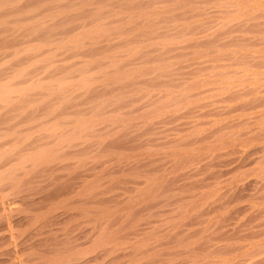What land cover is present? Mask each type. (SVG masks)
<instances>
[{
    "label": "rangeland",
    "instance_id": "obj_1",
    "mask_svg": "<svg viewBox=\"0 0 264 264\" xmlns=\"http://www.w3.org/2000/svg\"><path fill=\"white\" fill-rule=\"evenodd\" d=\"M11 1L0 0V37H6L0 38V85L8 86L0 87V94L14 90L0 99L1 263L43 264V253L65 242L60 249L69 251L85 234L96 241L110 239L105 248H98V241L96 247L85 246L90 264H220L221 253L242 252L230 250L236 237L228 236V224L246 222L247 234L249 224L260 221L254 216L264 208V197L221 198L264 180L259 164L264 156V8L243 12L227 0H189L188 5L185 0ZM155 8L161 10L154 12L157 16L150 13ZM99 26L107 29L99 31V40L90 36L78 43L85 47L71 42L85 27ZM141 45L147 46L135 50ZM37 54L42 55L38 63ZM37 81L44 89L23 93ZM82 125L97 129L80 133ZM64 137L77 138L69 141L74 146L69 151L63 148L68 146ZM39 144L55 150L57 161L38 162L34 152L45 151ZM28 158L31 163H21ZM138 159L143 160L139 165ZM68 185L72 195L63 203ZM49 206H55L53 212ZM43 239L46 243L37 245ZM51 239L62 243L55 246ZM259 248L264 255V247ZM17 251L20 260L14 257ZM239 257L244 256L231 264H248L249 256L243 262Z\"/></svg>",
    "mask_w": 264,
    "mask_h": 264
},
{
    "label": "bare ground",
    "instance_id": "obj_2",
    "mask_svg": "<svg viewBox=\"0 0 264 264\" xmlns=\"http://www.w3.org/2000/svg\"><path fill=\"white\" fill-rule=\"evenodd\" d=\"M6 1V0H5ZM11 1V0H10ZM13 1V0H12ZM11 1V2H12ZM45 1V0H44ZM186 2L187 1H189V0H185ZM185 1H183V4H185L186 5V2ZM217 1V0H216ZM221 1V0H220ZM226 1V0H225ZM233 2L234 4H238V6H239V10L241 9V10H243V12H247L249 9H247V8H249L250 7V9H252L254 12L255 11H258V10H261V9H263L264 8V2H261V1H259V0H227L226 2ZM8 2V1H7ZM19 2V1H18ZM40 2V1H39ZM49 2V1H48ZM185 2V3H184ZM2 3V2H1ZM6 3V2H5ZM35 3V2H34ZM41 3V2H40ZM224 3V2H223ZM20 4V3H19ZM42 4V3H41ZM45 4V3H44ZM182 4V5H183ZM189 3L187 2V5H188ZM224 4H226V3H224ZM4 5V3L2 4V6ZM8 5H9V2H8ZM7 5V6H8ZM40 5V4H39ZM11 6V5H10ZM16 6V5H15ZM176 6V5H175ZM9 7V6H8ZM28 7V6H27ZM41 7V6H40ZM185 7V6H184ZM233 7V6H232ZM237 7V6H236ZM24 8V7H23ZM38 8V7H37ZM160 9V8H159ZM159 9H154L155 11H153V12H150L151 14L153 13V15L155 16L157 13H155L154 14V12H156V10H159ZM165 9H167V8H165ZM238 9V8H237ZM20 10V9H19ZM151 10H153V9H151ZM7 11H9V10H7ZM12 11V10H11ZM26 11V10H25ZM159 11H161V10H159ZM158 11V12H159ZM15 12V11H14ZM20 12H22L21 10H20ZM20 12H18L19 14H20ZM27 12H29V11H27ZM164 12V11H163ZM203 12V11H202ZM223 12V11H222ZM98 12H96V14H97ZM141 13H143V12H141ZM140 13V14H141ZM148 14V13H147ZM151 14H149V18L151 17ZM158 14H160V13H158ZM157 14V15H158ZM163 14V13H162ZM161 14V15H162ZM238 14V13H237ZM156 15V16H157ZM17 16V15H16ZM141 16V15H140ZM143 16H145V15H143ZM147 16V15H146ZM6 18V17H5ZM137 18V17H136ZM6 19H8V18H6ZM92 19V18H91ZM148 19V18H147ZM225 21V20H224ZM227 21V20H226ZM225 21V22H226ZM96 22V21H95ZM102 22V21H101ZM101 22H99V23H101ZM152 23V22H151ZM146 24V23H145ZM90 25V24H89ZM165 25V24H164ZM246 25V24H245ZM93 26V25H92ZM91 26V27H92ZM95 26V25H94ZM84 27V26H83ZM87 27V26H86ZM85 27V28H86ZM102 27V26H101ZM106 27H107V25H106ZM120 27V26H119ZM170 27V26H169ZM78 28V27H77ZM83 29V32L81 31V33H79L78 31V35H73L74 36V38H72L71 39V42H73V43H75L74 44V46H80L81 44H78V43H80V41H84V39H88L90 36H91V38L90 39H95V38H97L98 39V35H100L101 34V36H102V32L103 31H101V33H99V31L103 28H101L100 29V26L99 27H94L93 29H90V30H86V29ZM245 28V27H244ZM104 29V32H106L105 30H107V29H105V28H103ZM149 29V28H148ZM152 29V28H151ZM156 29H158V28H156ZM156 29H154V30H156ZM13 30V29H12ZM78 30V29H77ZM110 30V29H109ZM173 30V29H172ZM8 31V30H7ZM11 31V30H10ZM80 31V30H79ZM122 31V30H121ZM5 31H3V33H4ZM35 32V31H34ZM76 32V33H77ZM150 32V31H149ZM8 33V32H7ZM117 33V32H116ZM144 33V32H143ZM2 34V33H1ZM36 34V33H35ZM39 34V33H38ZM111 34V33H110ZM129 34V33H128ZM134 34V33H133ZM151 34V33H150ZM154 34V33H153ZM8 35V34H7ZM40 35V34H39ZM50 35V34H49ZM175 35V34H174ZM3 36V35H2ZM5 36V35H4ZM3 36V37H4ZM9 36H11V35H9ZM19 36V35H18ZM32 36V35H31ZM38 36V35H37ZM36 36V37H37ZM41 36V35H40ZM52 36V35H51ZM50 36V37H51ZM101 36H99L100 38H101ZM3 37H0V38H3ZM35 37V36H34ZM143 37V36H142ZM141 37V38H142ZM4 38H6V37H4ZM3 38V39H4ZM12 38V37H11ZM99 38V39H100ZM109 38V37H108ZM123 38V37H122ZM130 38V37H129ZM128 38V39H129ZM89 39V40H90ZM98 39V40H99ZM118 39V38H117ZM152 39V38H151ZM1 40V39H0ZM5 40V39H4ZM112 41H114L113 39H111ZM139 40V39H138ZM143 41L145 40V39H142ZM182 40V39H181ZM93 41V40H92ZM95 41H96V39H95ZM95 41H94V43H95ZM146 41V42H145ZM144 41V43H147L148 42V40L146 39ZM153 41V40H152ZM160 41H162V40H160ZM171 41V40H170ZM176 41V40H175ZM3 42V41H2ZM70 42V43H71ZM106 42H107V40H106ZM109 42V41H108ZM134 42H136V41H134ZM167 42V41H166ZM93 43V44H94ZM97 43H98V41H97ZM139 43V42H138ZM171 43V42H170ZM89 44V43H88ZM91 44V43H90ZM96 44V43H95ZM119 44V43H118ZM148 44H149V42H148ZM166 44H168V43H165V45ZM174 44V43H173ZM45 45V44H44ZM54 45V44H53ZM65 45V44H64ZM99 45V44H98ZM110 45V44H109ZM164 45V44H163ZM35 46V45H34ZM40 46V45H39ZM91 46V45H90ZM135 46H138L137 44H135ZM145 46H147V45H145ZM144 45L142 46H139L138 47V49H135V50H138V51H141L144 47H145ZM218 46V45H217ZM51 47V46H50ZM81 47H85V46H82L81 45ZM39 48V47H38ZM74 48H76V47H74ZM78 48V47H77ZM131 48L133 49V46H131ZM27 49V48H26ZM31 49V48H30ZM34 49V48H33ZM85 49V48H84ZM6 50V49H5ZM53 50V49H52ZM89 52H90V50H88ZM92 51V50H91ZM1 52V51H0ZM3 52V51H2ZM80 52V51H79ZM130 52V51H129ZM131 52H133V50H131ZM137 52V51H136ZM136 52L134 51L133 53H131V54H136ZM43 53V52H42ZM138 53V52H137ZM8 54V53H7ZM137 55V54H136ZM36 56V55H35ZM34 56V57H35ZM41 54L39 55V54H37V57H35L36 59H34L35 61L34 62H36V63H38L39 61H41ZM117 57V56H116ZM133 57H134V55H133ZM155 57V56H154ZM78 59V58H77ZM91 59H93L92 57H91ZM114 59V58H113ZM20 60V59H19ZM89 60V59H88ZM16 61V60H15ZM136 61V60H135ZM17 62V61H16ZM85 62V61H84ZM103 63V62H102ZM101 63V64H102ZM112 63V62H111ZM115 64V63H114ZM112 65V64H111ZM111 65H110V67H111ZM117 65V64H116ZM108 69H109V67H108ZM129 69V68H128ZM199 69H201V71H202V68H199ZM253 69V68H252ZM11 70V69H10ZM16 70V69H15ZM18 70V69H17ZM103 70V69H102ZM228 70V69H227ZM256 70V69H255ZM3 71V70H2ZM47 71V70H46ZM79 71V70H78ZM77 71V72H78ZM140 71V70H139ZM220 71V70H219ZM24 72V71H23ZM101 72V71H100ZM190 72V71H189ZM254 72V71H253ZM261 72H263V71H261ZM12 73V72H11ZM130 73V72H129ZM139 73V72H138ZM140 73H141V71H140ZM252 73V72H251ZM1 74V73H0ZM20 74V75H19ZM17 76L19 77H21V73H19ZM137 74V73H136ZM3 75V74H2ZM17 76H15V77H17ZM23 76V75H22ZM224 76V75H223ZM227 76V75H226ZM87 77V76H86ZM85 77V79H90L89 78V76L86 78ZM138 77V76H137ZM156 77V76H155ZM165 77V76H164ZM171 77H173V75L171 76ZM7 78H9V77H7ZM6 78V79H7ZM139 78V77H138ZM159 78H160V76H159ZM168 78V77H167ZM174 78V77H173ZM224 78V77H223ZM30 79V78H29ZM84 79V80H85ZM137 79V78H136ZM135 79V80H136ZM156 79V78H155ZM158 79V78H157ZM166 79V78H165ZM175 79V78H174ZM174 79H172V80H174ZM61 80V79H60ZM82 79H80V81H81ZM90 80H92V79H90ZM90 80H88V81H90ZM126 80V79H125ZM154 80V79H153ZM160 80V79H159ZM171 80V81H172ZM3 81V80H2ZM66 81H67V79H66ZM87 81V82H88ZM147 81V80H146ZM145 81V82H146ZM62 82L63 83H66V82H64V80L62 79ZM84 82V81H83ZM82 82V83H83ZM182 82V81H181ZM225 82H227V81H225L224 80V84H225ZM57 83V82H56ZM58 83H59V85H60V83H61V81H58ZM73 83V82H72ZM85 83V82H84ZM90 83H91V81H90ZM89 83V84H90ZM221 83H223V82H221ZM220 83V84H221ZM8 84V83H7ZM13 84V83H12ZM11 84V85H12ZM32 84H33V86H32ZM31 85H28V87L27 88H25L24 90H23V93H25L24 91H26V93H27V91H30L31 89L32 90H34L35 88H40V87H42L43 86V84H42V82L41 81H37V83L35 84V82L34 83H32ZM35 84V85H34ZM86 85H87V83H85ZM62 85V84H61ZM64 85H67V83L66 84H64ZM91 85V84H90ZM122 85V84H121ZM222 85V84H221ZM63 86V85H62ZM68 86V85H67ZM67 86H65V88L67 87ZM0 87H3V88H5L6 89V87H8L6 84H1L0 85ZM44 87V86H43ZM42 87V88H43ZM68 87H70V86H68ZM13 88V87H12ZM42 88H40V89H42ZM55 88V87H54ZM87 88V87H86ZM13 89H15V88H13ZM44 89V88H43ZM62 89H63V87H62ZM197 89H199V87L197 88ZM56 90H58V89H56ZM60 90V89H59ZM5 91V90H4ZM8 91V90H7ZM6 91V93L5 92H2L1 94H0V99H2V98H4V97H8V96H10L9 94H11L13 91H8L7 92ZM61 91V90H60ZM1 92V91H0ZM18 92V91H17ZM19 92H21V91H19ZM18 92V93H19ZM37 92V91H36ZM22 93V92H21ZM22 93V94H23ZM35 93V92H34ZM40 93V92H39ZM125 94V93H124ZM26 96V95H25ZM27 97H29V96H27ZM27 97H26V99H27ZM24 98V97H23ZM9 99V98H8ZM7 100V99H6ZM11 100V99H10ZM15 100H17V99H15ZM25 100V99H24ZM33 100V99H32ZM48 100V99H47ZM5 101V100H4ZM7 101H9V100H7ZM51 100H49V102H50ZM107 101V100H106ZM6 102V101H5ZM35 102V101H34ZM156 103H158V102H156ZM161 103V102H160ZM160 103L158 104V105H160ZM27 104V103H26ZM48 104V103H47ZM112 104V103H111ZM135 104V103H134ZM157 105V104H156ZM157 105V106H158ZM161 105H163V104H161ZM108 107V106H107ZM132 107V106H131ZM158 108V107H157ZM84 109V108H83ZM98 109V108H97ZM105 109H106V107H105ZM7 110V109H6ZM107 110H109V109H107ZM0 111H3L2 109L0 110ZM8 111V110H7ZM120 111V110H119ZM158 111V110H157ZM5 112V111H4ZM112 112V111H111ZM152 111H150V113H151ZM154 112H156L155 110H154ZM175 112V111H174ZM121 113V112H120ZM4 114V113H3ZM2 114V115H3ZM117 114V113H116ZM157 114V113H156ZM1 115V114H0ZM111 115V114H110ZM109 115V117L108 118H110V117H112L113 115H111L110 116ZM145 115V114H144ZM153 115H155V114H153ZM46 116V115H45ZM78 116V115H77ZM98 116V115H97ZM108 116V115H107ZM148 116V115H147ZM158 116V115H157ZM14 117V116H13ZM100 117V116H99ZM98 117V118H99ZM144 117V116H143ZM4 118H5V115H4ZM103 118V117H102ZM117 118V117H116ZM87 119V118H86ZM92 119V118H91ZM115 119V118H114ZM114 119H112V121L114 120ZM3 120V119H2ZM14 120V119H13ZM98 120V119H97ZM103 120V119H102ZM105 120V119H104ZM111 120V119H110ZM116 120V119H115ZM114 120V121H115ZM144 120H145V118H144ZM150 120V119H149ZM39 121V120H38ZM109 121V120H108ZM107 121V122H108ZM113 121V122H114ZM116 121H119V120H116ZM31 122H33V121H31ZM82 122V121H81ZM96 122H98V121H96ZM3 123V122H2ZM7 123V122H6ZM29 123V122H28ZM80 123V122H79ZM144 124V123H143ZM31 125V124H30ZM56 125V124H55ZM54 125V126H55ZM59 125V124H58ZM85 125H87V124H85ZM85 125H82L83 126V128L81 129L80 127L78 128V132H80V130H82L81 132H83L84 133V131H87L89 128H91V126H86L85 127ZM80 126H81V124H80ZM106 126V125H105ZM110 126V125H109ZM97 127H98V125H97ZM64 127H62V129H63ZM84 128H87V129H84ZM102 128V127H101ZM108 127H106V129H107ZM59 129V128H58ZM58 129H56V130H58ZM77 129V128H76ZM84 129V130H83ZM92 129V128H91ZM91 129H89V130H91ZM94 129H97V128H95V126L93 125V129H92V131L94 130ZM104 129V128H103ZM102 129V130H103ZM110 129V128H109ZM88 130V131H89ZM72 131H73V129H72ZM105 131V130H104ZM77 131H74V134H77L78 133ZM80 132V133H81ZM63 133V132H62ZM65 133H67V132H65ZM72 133V132H71ZM80 133H78V135L80 134ZM82 133V134H83ZM61 134V133H60ZM59 134V135H60ZM65 135V134H64ZM64 135H62V136H64ZM67 135L68 134H66V136L65 137H67ZM61 136V137H62ZM69 136V135H68ZM64 137V138H65ZM63 138V137H62ZM61 138V139H62ZM69 139H67L66 140V138L65 139H63V140H65V141H67V145L68 146H63V148H64V150L67 148V150L69 151V149L71 150L72 148H71V146L73 145L72 143H70V142H72V140L74 141V140H76L77 138H73V139H71L70 137H68ZM82 138V137H81ZM79 139H80V137H79ZM79 139H78V141H79ZM81 140V139H80ZM53 141V140H52ZM64 141V142H65ZM70 141V142H69ZM133 141V140H132ZM68 142H69V144H68ZM219 142H221V140L219 141ZM223 142V141H222ZM123 143V142H122ZM48 144V143H47ZM72 144V145H71ZM216 144L218 145V141L216 142ZM222 144V143H221ZM41 145V146H40ZM43 144H39V145H37V146H39L40 148H43V146H42ZM52 145H53V143H52ZM66 145V144H65ZM71 145V146H70ZM125 145V144H124ZM217 145H215V146H217ZM46 146V145H45ZM44 146V147H45ZM61 146V145H60ZM69 146H70V148H69ZM88 146V145H87ZM101 146V145H100ZM153 146V145H152ZM220 146V145H219ZM56 147H57V145H56ZM72 147H74V146H72ZM76 147V146H75ZM173 147V146H172ZM221 147H223V145L222 146H220L219 148H216V147H214V148H212V149H217V150H221L222 148ZM50 148V147H49ZM62 147H60V149H61ZM175 148V147H174ZM34 149H36V148H34ZM59 149V150H60ZM37 150V149H36ZM44 151V152H41V153H39L38 154V156H37V152H34L35 153V155L37 156H35V159L37 158V160H38V162H40V163H43V164H49V163H51L52 162V159H51V157H52V154L54 155V157H55V155H56V153L54 152L55 150H53L52 151V149L50 148L49 149V151H48V149H46V148H43V149H41V151ZM47 150V151H46ZM66 150V151H67ZM74 150H76V148H74ZM176 150V149H175ZM264 150V149H263ZM32 151V150H31ZM50 151H52L51 152V154H50ZM78 151V150H77ZM80 151V150H79ZM173 151V150H172ZM215 151V150H214ZM54 152V153H53ZM60 152H61V150H60ZM65 152V151H64ZM179 152V151H178ZM33 153V151H32V153H31V156L34 154ZM57 153H59V152H57ZM67 153V152H66ZM156 153V152H155ZM154 153V154H155ZM158 153V152H157ZM30 154V153H29ZM148 154V153H147ZM146 154V155H147ZM160 154V153H159ZM83 155V154H82ZM157 155V154H156ZM176 155V154H175ZM174 155V156H175ZM179 155V154H178ZM61 156V155H60ZM27 157V156H26ZM25 157V158H26ZM146 157H148V155L146 156ZM222 157L223 156H218V159L220 158V159H222ZM53 158V157H52ZM56 158H59L58 156L56 157ZM54 159L55 161H57V159ZM181 158V157H180ZM34 159V157L32 158V160ZM61 159V158H60ZM152 159H154V158H152ZM156 159V158H155ZM263 159V163H264V156L261 158V160ZM50 160H51V162H50ZM148 160V159H147ZM146 160V161H147ZM20 161V160H19ZM23 161L24 162H21L22 164L23 163H25V161L26 162H28L29 161V158H28V160L26 159V160H24L23 159ZM36 161V160H35ZM132 161V160H131ZM133 161H135V160H133ZM138 161H139V159H138ZM143 160H141V161H139L140 163H137V162H135V164L137 163L138 165L139 164H141V162H142ZM158 161V160H157ZM157 161H156V163H157ZM160 161V160H159ZM260 161V160H259ZM30 162V161H29ZM149 162V161H148ZM147 162V163H148ZM31 163V162H30ZM39 163V165H41ZM53 163V162H52ZM153 163H155V162H153V160H152V162L150 161V164H153ZM155 163V164H156ZM177 163V162H176ZM178 163H179V160H178ZM261 164V162H259V164H260V166L262 165V167H264L263 165L264 164ZM137 164L135 165V167H137ZM149 164V163H148ZM149 164V165H150ZM154 164V165H155ZM223 164V166L225 165V163L223 162L222 163ZM222 164H219V166H222ZM26 165V164H25ZM34 165V164H33ZM32 165V166H33ZM50 165V164H49ZM54 165V164H53ZM133 165H134V162H133ZM180 165V164H179ZM35 166V167H34ZM33 167L34 168H38V166L37 165H34ZM57 166V165H56ZM123 166V165H122ZM127 166H132L131 164H129V165H127ZM147 166V165H146ZM151 166V165H150ZM222 166V167H223ZM21 167H23V168H25L24 167V165L22 166L21 165ZM147 167H149V166H147ZM179 167V166H178ZM261 167V168H262ZM139 168V167H138ZM137 168V169H138ZM216 168V167H215ZM261 168H260V170H261ZM22 169V168H21ZM134 171V170H133ZM263 171H264V168H263ZM255 172V171H254ZM2 173H3V171L2 172H0V182L3 180V177H2ZM27 174V173H26ZM223 174V173H222ZM221 173H220V175H222ZM257 174V173H256ZM255 174V175H256ZM259 175H260V173H259ZM262 175V174H261ZM6 176V175H5ZM10 177V176H9ZM19 177H21V176H19ZM264 177V176H263ZM219 178V177H218ZM260 178H261V176H260ZM9 180H14L13 179V177L11 178H9ZM3 182V181H2ZM70 182V181H69ZM15 183H18V182H15ZM20 184V183H19ZM18 184V185H19ZM56 184V183H55ZM77 184V183H76ZM76 184H74V185H76ZM60 185V184H59ZM158 185V184H157ZM72 186V185H71ZM149 186V185H148ZM162 186V185H161ZM150 187V186H149ZM155 187V186H154ZM66 188H68L69 190L67 191V190H65L64 189V191H67L64 195H66V196H64V197H66L64 200H65V202H63V203H66V201L69 199V197L72 195L71 194V189L69 188V185H68V187H66ZM71 188H73V186L71 187ZM153 188V187H152ZM236 188V187H235ZM63 189V188H62ZM61 189V190H62ZM97 189V188H96ZM54 190V189H53ZM89 190V189H88ZM98 190V189H97ZM146 190H148V189H146ZM47 191V190H46ZM150 191V190H149ZM90 192H92V189H91V191ZM141 193V192H140ZM144 193V192H143ZM150 193L152 194V192L150 191ZM247 193H251V196L253 197H258V196H261V197H264V180H255V181H251V183L250 184H248L247 186H243L242 188H238V189H234V191L232 192V193H230V195L228 194V196H224V197H222L221 198V200H226V201H228L229 200V198H230V200L232 199H234L235 201H233V202H236V201H238V200H240V199H242V198H244L245 196H247ZM82 194V193H81ZM49 195V194H48ZM47 195V196H48ZM53 195V194H52ZM51 195V196H52ZM74 195V194H73ZM250 195V194H249ZM1 196V195H0ZM59 196V195H58ZM135 196V195H134ZM148 196V195H147ZM157 196V195H156ZM3 197V196H2ZM45 197V196H44ZM74 197V196H73ZM95 197V196H94ZM229 197V198H228ZM23 198V197H22ZM51 198V197H50ZM57 198H59V197H57ZM130 198V197H129ZM3 199V198H2ZM1 199V200H2ZM45 199V198H44ZM43 199V200H44ZM56 199V198H55ZM61 199V198H60ZM131 199V198H130ZM153 199H155V197L153 198ZM260 199V198H259ZM24 200V199H23ZM35 200V199H34ZM262 200V199H261ZM31 201V200H30ZM33 201V200H32ZM41 201V200H40ZM48 201V200H47ZM53 201V200H52ZM35 202V201H34ZM128 202V201H127ZM229 202V201H228ZM31 203V202H30ZM42 203V202H41ZM57 203V202H56ZM131 203V202H130ZM35 204V203H34ZM40 204V203H39ZM43 204V203H42ZM59 204H61V205H63L62 203H59ZM59 204H57L58 205V207H59ZM127 204V203H126ZM28 205V204H27ZM46 205V204H45ZM48 205V204H47ZM60 205V206H61ZM66 205V204H65ZM130 205V204H129ZM128 205V206H129ZM132 205V204H131ZM135 205V204H134ZM30 206H32V205H30ZM122 206V205H121ZM120 205H119V207H121ZM204 206V205H203ZM254 206V205H253ZM259 206V205H258ZM44 207V206H43ZM51 207H53V209H52V211H49V212H53V210L55 209L54 207L55 206H51ZM51 207L49 206V208L51 209ZM65 207V206H64ZM220 207V206H219ZM24 208V207H23ZM32 208V207H31ZM45 208V207H44ZM48 208V209H49ZM62 208V207H61ZM61 208H60V210H61ZM68 208V207H67ZM74 208V207H73ZM118 208V207H117ZM217 208V207H216ZM223 208V207H222ZM7 209V208H6ZM35 209V208H34ZM39 209V208H38ZM46 209V208H45ZM70 209H71V207H70ZM224 209V208H223ZM7 210H9V209H7ZM63 210V209H62ZM4 212L6 211V210H3ZM20 211H22V210H20ZM28 211V210H27ZM31 211H33L32 209H31ZM40 211H42V210H40ZM105 211V210H104ZM112 211V210H111ZM116 211V210H115ZM214 211V210H213ZM10 212V211H9ZM33 212H35V210L33 211ZM57 212V211H56ZM126 212V211H125ZM210 212V211H209ZM222 212V211H221ZM22 213V212H21ZM45 213H46V211H45ZM255 213V212H254ZM9 214V213H8ZM11 214V213H10ZM47 214H49L50 215V213H48L47 212ZM89 214V213H88ZM100 214V213H99ZM209 214V213H208ZM207 214V215H208ZM6 215V214H5ZM42 214H40V216H41ZM46 215V214H45ZM49 215H48V217H49ZM54 215V214H53ZM56 215V214H55ZM86 215H87V213H86ZM204 215V214H203ZM7 216V215H6ZM39 216V215H38ZM39 216V217H40ZM47 216V215H46ZM58 216H60V215H57V217ZM63 216V215H62ZM61 216V217H62ZM100 216V215H99ZM103 216V215H102ZM106 216V215H105ZM142 216V215H141ZM27 217V216H26ZM8 218H9V216H8ZM30 218V217H29ZM41 218H43L44 219V217H41ZM45 218H47V217H45ZM52 218V217H51ZM211 218H213V217H211ZM226 218V217H225ZM254 220L255 221H258V220H260L259 222H257V223H255V224H253V225H251V224H249L251 227H249V229H248V233L246 234V228L244 227V226H242L243 224H245V223H243L242 225H241V223L239 222H236L235 224L234 223H229L228 225L229 226H232V228L231 229H229V231L227 232V234H229L228 236H235L236 237V239H235V241H234V246H235V249L233 248V244H232V248L233 249H230V250H232L233 252H238V250L239 251H241V250H243L242 252H240V253H237L236 255L235 254H232V255H234V256H227V254H226V256L225 255H219V258H221V259H219V260H221V263L222 264H231L232 262H233V260H234V258H235V260H236V257H238V256H249L250 258L248 259L247 257L245 258V259H248V261H247V263L248 264H264V255L262 254V252L260 253V252H258L257 253V249L259 248V247H264V244H262L260 241L261 240H258V237L259 236H264V208L262 207V210H258V212L256 213V215L254 216ZM23 219V218H22ZM26 219V218H25ZM31 219V218H30ZM30 219L28 220V221H30ZM58 219V220H57ZM57 219H55V217H54V220L55 221H60V218H57ZM63 219V218H62ZM75 219H76V217H75ZM103 220H104V218H102ZM110 219H111V217H110ZM228 219V218H227ZM14 220H16V219H14ZM35 220V219H34ZM33 220V221H34ZM37 220V219H36ZM35 220V222H37ZM71 220V219H70ZM78 220V219H77ZM251 220V219H250ZM249 220V221H250ZM253 220V221H254ZM38 221H40V220H38ZM42 221V220H41ZM40 221V222H41ZM51 221V223L53 222L52 221V219L50 220ZM249 221H247V222H249ZM6 222V221H5ZM27 222V221H26ZM34 222V223H35ZM252 222V221H251ZM54 223V222H53ZM71 223V222H70ZM75 223H77V222H75ZM26 224V223H25ZM37 224V223H36ZM45 224H48V223H45ZM44 224V225H45ZM55 224H57V223H55ZM58 224H60V222H58ZM62 224V223H61ZM69 224V223H68ZM103 224V223H102ZM218 224V223H217ZM3 225V224H2ZM5 225V224H4ZM12 225V224H11ZM10 225V226H11ZM106 225V224H105ZM246 225V224H245ZM7 226V225H6ZM9 226V225H8ZM46 226V225H45ZM78 226V225H77ZM246 226H248V224L246 225ZM12 227V226H11ZM30 227V226H29ZM52 227V226H51ZM109 227V226H108ZM8 228V227H7ZM39 228V227H38ZM41 228V227H40ZM85 228V227H84ZM204 228V227H203ZM13 229V228H12ZM43 229V228H42ZM53 229V228H52ZM80 230V229H79ZM119 230V229H118ZM205 230V229H204ZM2 231H4V230H2ZM11 231V230H10ZM48 232H49V230H47ZM72 231V230H71ZM147 231V230H146ZM40 232H41V230H40ZM51 232V231H50ZM52 232H53V230H52ZM51 232V233H52ZM38 233V232H37ZM43 233V232H42ZM53 233H55V232H53ZM114 233V232H113ZM146 233V232H145ZM189 233V232H188ZM195 233V232H194ZM226 233V232H225ZM14 234V233H13ZM50 234V233H49ZM219 234V233H218ZM226 234V235H227ZM52 235V234H51ZM86 235V234H85ZM85 235H84V237L82 236V237H80V238H75L76 240H75V246L74 247H72V245H74V244H70V243H68V246H70L71 245V250H69L70 248H68V250L69 251H71V253H69V251H65V249L64 250H62V249H60V248H63L64 246L65 247H67L66 245H65V243H63V245L64 246H62L61 245V247H55V249L56 248H58V249H60V250H55L54 249V251L52 250L53 249V247H52V249H51V247H50V249L53 251V252H47L46 250H48V248L46 249V248H44L45 249V251H46V253H43L42 252V249L43 248H37L38 250H40L39 252H41V253H43L44 255H43V257H41L42 259L43 258H47V261L45 262V263H43V264H90V263H92L91 261H93V259L91 258V257H87V256H89L88 254V250H89V248H86L85 246L86 245H88V244H92L91 246H95L96 247V245H94L97 241V243H98V248H105L104 246H105V242L106 241H108V240H106V239H109L108 237H106V239L105 238H101V239H97V241L95 240V238H89L90 237V235H89V237L88 236H86L85 237ZM105 235V234H104ZM28 236V235H27ZM36 236V235H35ZM42 236V235H41ZM107 236V235H106ZM146 236V235H145ZM43 237V236H42ZM45 237V236H44ZM55 237L56 236H54V238L53 239H55ZM70 237V236H69ZM78 237V236H77ZM109 237H111V236H109ZM51 238V236H47V241H48V239H50ZM58 238V237H57ZM74 238V237H73ZM73 238H69V239H71V241H73L74 239ZM112 238H113V236H112ZM261 238V237H260ZM264 238V237H263ZM263 238H261V239H263ZM32 239V238H31ZM33 239H36L35 237L33 238ZM53 239H51V240H53ZM66 239V238H65ZM73 239V240H72ZM93 239V240H92ZM105 239V240H104ZM144 239V238H143ZM234 239V238H233ZM1 240V239H0ZM44 240L45 239H43V240H41V241H38V244H37V241L35 242V240H33L34 242H32V244H31V242H30V245L32 246V245H34V246H32V247H35V244L34 243H36L37 245H39V242H42L43 243V245H44ZM66 240H68V237H67V239ZM110 240V239H109ZM148 240V239H147ZM232 240V239H231ZM230 240V241H231ZM10 240H8V242H9ZM60 241V240H59ZM58 240H57V242H59ZM64 241V240H63ZM114 241V240H113ZM213 241V240H212ZM218 241V240H217ZM220 241V240H219ZM3 242H4V240H3ZM7 242V243H8ZM11 242V241H10ZM24 242V241H23ZM28 243H29V241H27ZM48 242H50V241H48ZM47 242V243H48ZM57 242H56V244H55V240H53V245H55V246H57ZM61 242V241H60ZM74 242V241H73ZM111 242V241H110ZM214 242V241H213ZM248 242V243H247ZM2 243V242H1ZM14 243V242H13ZM45 243H46V240H45ZM52 243V241L50 242V244ZM62 243V242H61ZM60 243V244H61ZM96 243V244H97ZM246 243V244H245ZM6 244V243H5ZM49 244V245H50ZM70 244V245H69ZM206 244L208 245V247H209V245H211L210 244V240H208V242L206 241ZM217 244H218V242H217ZM228 244H230L231 245V243H228ZM1 245H3V244H0V246ZM40 245H41V243H40ZM46 245V244H45ZM110 245V244H109ZM144 245H146V243L144 244ZM206 245V246H207ZM215 245V244H214ZM229 245V246H230ZM13 246H15L14 244H13ZM17 246V245H16ZM15 246V247H16ZM28 246V245H27ZM26 246V244L24 245V248H26V251L28 250L27 248H30V247H27ZM58 246H59V244H58ZM139 246H140V244H139ZM143 246V245H142ZM217 246H220V245H217ZM227 245H225V248H230V247H226ZM6 247H8V246H6ZM11 247V246H10ZM14 247V248H15ZM94 247V248H95ZM152 247V246H151ZM188 247V246H187ZM207 247V248H208ZM213 247V246H212ZM215 247V246H214ZM13 248V249H14ZM150 248V247H149ZM211 248V247H210ZM220 248V247H219ZM8 249V248H7ZM17 249V248H16ZM20 249H23V247H21ZM67 249V248H66ZM147 249V248H146ZM260 249V248H259ZM4 250V249H3ZM2 250V251H3ZM38 250H36L35 249V251H36V254H37V252H38ZM104 250V249H103ZM205 250V249H204ZM235 250V251H234ZM11 251V250H10ZM10 251H9V253H10ZM14 251L16 252V250L14 249ZM13 251V252H14ZM23 251V250H22ZM31 251V250H30ZM29 251V252H30ZM44 251V250H43ZM44 251V252H45ZM57 251V252H56ZM62 251H65V252H68V254L67 253H63ZM93 251V250H92ZM105 251V250H104ZM107 251V250H106ZM143 251V250H142ZM221 251V250H220ZM18 252L19 251H17V253H15V255L16 256H14V257H16V260L17 259H19L18 257ZM20 252H21V250H20ZM28 252V251H27ZM187 252V251H186ZM192 252H194V251H192ZM230 252V251H229ZM8 253V252H7ZM32 252H30V254H31ZM35 253V252H34ZM101 253H103V254H105L103 251L101 252ZM100 253V254H101ZM227 253H228V250H227ZM232 253V252H231ZM230 253V254H231ZM11 254V253H10ZM9 254V255H10ZM23 254V253H22ZM35 254V255H36ZM110 254V253H109ZM254 254V255H253ZM0 255H1V253H0ZM4 255H5V253H4ZM8 255V254H7ZM7 255H5V256H7ZM21 255V254H20ZM24 255V254H23ZM33 255V254H32ZM47 255V256H46ZM90 255H91V252H90ZM102 255V254H101ZM217 255V256H218ZM260 255H263V256H261L260 257ZM2 256V255H1ZM38 256V255H37ZM41 256V255H40ZM45 256V257H44ZM200 256H202V255H200ZM216 256V258L218 259V257ZM4 257V256H3ZM2 257V258H3ZM12 258V255H10L9 256V258ZM23 257V256H22ZM244 257H239V260H240V258L242 259V262H243V258ZM102 258H104V257H102ZM110 258V257H109ZM124 258V257H123ZM205 258V257H204ZM6 259V258H5ZM5 259H3V261H5ZM119 259V258H118ZM2 260V259H1ZM16 260H14V262L16 261ZM20 260V259H19ZM22 260V259H21ZM45 260V259H44ZM43 260V261H44ZM199 260V259H198ZM205 260H207V259H205ZM218 260V261H219ZM7 261H9V260H7ZM124 261V260H123ZM238 261V260H237ZM10 262V261H9ZM12 262H13V259H12ZM24 262V261H23ZM96 262V261H95ZM200 262V261H199ZM207 262V261H206ZM220 262V261H219ZM219 262H218V264H219ZM239 262V261H238ZM241 262V261H240ZM239 262V263H240ZM7 263V262H6ZM26 263V261L24 262V264ZM34 263V262H33ZM169 263V262H168ZM211 262L209 261V264H210ZM220 263V264H221ZM0 264H2L1 263V261H0ZM27 264H28V262H27ZM31 264H32V262H31ZM110 264H111V262H110ZM195 264H197V263H195ZM203 264V263H202ZM205 264H207V263H205ZM233 264H236L235 263V261H234V263ZM242 264V263H241Z\"/></svg>",
    "mask_w": 264,
    "mask_h": 264
}]
</instances>
